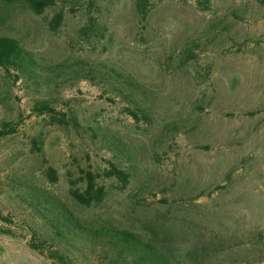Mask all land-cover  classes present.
I'll return each mask as SVG.
<instances>
[{
    "label": "rangeland",
    "instance_id": "obj_1",
    "mask_svg": "<svg viewBox=\"0 0 264 264\" xmlns=\"http://www.w3.org/2000/svg\"><path fill=\"white\" fill-rule=\"evenodd\" d=\"M75 2L42 15L0 6V34L42 65L65 66L40 86L0 68V264L103 261L89 250L56 263L35 249L33 233L48 231L22 182L45 187L85 222L136 231L176 264H264V0H148L144 16L137 0ZM125 77L147 88L151 123L136 122L117 95ZM38 100L66 122L36 113ZM112 164L127 184L107 175ZM89 173L106 196L85 207L70 192H83Z\"/></svg>",
    "mask_w": 264,
    "mask_h": 264
},
{
    "label": "trees",
    "instance_id": "obj_2",
    "mask_svg": "<svg viewBox=\"0 0 264 264\" xmlns=\"http://www.w3.org/2000/svg\"><path fill=\"white\" fill-rule=\"evenodd\" d=\"M75 0H0V6L10 9L14 6H23L31 12L42 15L49 8L55 6H71L74 10ZM148 0H137V7L143 16L147 12ZM3 15H0V22ZM63 21L62 13H57L53 19V29L59 27ZM1 24V23H0ZM94 23L90 22L84 35L90 36L94 31ZM217 22H211V28ZM190 54L193 52H189ZM63 65L54 68L40 64L33 52L15 38L0 34V68L13 75L15 81L21 79L40 86L42 82L53 81L52 73L60 70ZM83 71V74L80 72ZM81 79H96L94 71L78 70ZM51 76V78L48 77ZM115 88L117 95L129 103L127 111L136 122L151 123L153 113L143 101L149 97L148 90L132 77H125ZM35 112L39 115H48L50 119L59 123L66 122L49 100H38L35 103ZM69 121L77 124L75 117ZM181 124V123H180ZM179 123L168 125L170 130L181 128ZM7 124L6 127H10ZM172 130V131H173ZM108 141L123 147V142L115 140L114 136ZM56 172L51 169L50 177ZM109 177H117L121 182H129V174L121 170L117 164H112V169L107 174ZM97 176L88 174V181L83 192L72 189L71 195L78 205L85 207L100 203L106 196L105 188L96 183ZM20 193L31 211L48 231V238L39 237L38 232L32 235V246L42 253H47L54 262L63 263L67 260L70 251L81 254L93 251L100 254L102 264H176L177 257L163 246L146 239L141 234L131 229L123 228L112 223L97 225L83 221L72 209L54 193L35 184L23 183L20 185ZM49 246L47 247V245Z\"/></svg>",
    "mask_w": 264,
    "mask_h": 264
}]
</instances>
